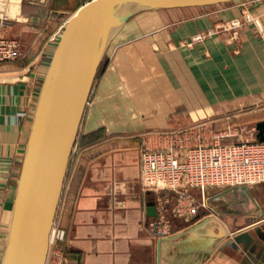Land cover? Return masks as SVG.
I'll return each instance as SVG.
<instances>
[{
  "label": "crops",
  "instance_id": "1",
  "mask_svg": "<svg viewBox=\"0 0 264 264\" xmlns=\"http://www.w3.org/2000/svg\"><path fill=\"white\" fill-rule=\"evenodd\" d=\"M86 1L60 10L63 0H0V36L18 42V56L0 61V264L39 93L63 28ZM247 8L260 14L261 32L217 27ZM158 10L166 14L150 28L145 20L115 34L96 74L54 220L63 264H264V182L191 188L205 207L157 238L147 206L157 208L158 194L140 177L141 144L157 132L264 104V0Z\"/></svg>",
  "mask_w": 264,
  "mask_h": 264
},
{
  "label": "water",
  "instance_id": "2",
  "mask_svg": "<svg viewBox=\"0 0 264 264\" xmlns=\"http://www.w3.org/2000/svg\"><path fill=\"white\" fill-rule=\"evenodd\" d=\"M233 0H88L63 28L45 75L21 163L2 264H45L69 159L115 27L136 11ZM264 139V119L256 122ZM156 215L155 201L147 206ZM247 234L230 242L237 246Z\"/></svg>",
  "mask_w": 264,
  "mask_h": 264
},
{
  "label": "built area",
  "instance_id": "3",
  "mask_svg": "<svg viewBox=\"0 0 264 264\" xmlns=\"http://www.w3.org/2000/svg\"><path fill=\"white\" fill-rule=\"evenodd\" d=\"M243 24H252L257 32L263 29L260 14L249 8L217 27L235 30ZM210 33L207 31L195 38L201 39ZM17 56V40L0 36V61ZM207 123L201 121L188 127L159 131L158 139L155 138L157 136L151 137L141 144L142 185L158 194L156 216L151 223L152 233L157 238L173 232L174 218L188 220L205 207L204 198L197 200L189 191L191 188H198L204 193L207 188L264 182V139L257 138L256 125L228 124L220 130ZM167 191L173 192L171 208L168 207ZM63 237L64 230L54 232L52 227L50 242ZM54 257V264H63V248L55 251ZM47 261L45 264H48Z\"/></svg>",
  "mask_w": 264,
  "mask_h": 264
},
{
  "label": "rangeland",
  "instance_id": "4",
  "mask_svg": "<svg viewBox=\"0 0 264 264\" xmlns=\"http://www.w3.org/2000/svg\"><path fill=\"white\" fill-rule=\"evenodd\" d=\"M79 1H83V0H63L62 3H63L64 7H63V9H60V10H64V9L71 10L74 2L79 3ZM165 12L166 11H161V10L160 11L159 10L158 11H153V10L136 11L133 14H131L130 16H128L123 21L122 24L115 27L113 34H112V36H114L113 41H112V43L109 44V46L106 49V52L104 53V55L102 57L101 63L99 65V68L97 71V75H99L100 70L105 63L107 56L110 54V52L113 48V44H115V39L117 38L115 36V34L121 28H124V27L130 28L134 24H136V22H143L145 20H146V22H149L147 24H150V26L146 27V28H150L153 25V23L159 21L160 18L164 17V15L166 14ZM155 26L156 25H154L153 27H155ZM128 37H131V36L130 35H123L121 38L126 39ZM93 87H94V83H93ZM93 87H92V90L90 93V98L92 96V92L94 91ZM90 98H89V101H90ZM213 114H214L213 118L207 119V117L205 116L206 119L204 121L208 122L207 124H211L216 129L223 130L228 124H236V123H244L248 127H251V126L255 125L258 120H261V118L264 119V104L263 103H257V104H252V105L241 104L240 107H237L235 109H228V110H227V108H224V109L218 108V110L214 111ZM53 227H54V232H56L57 229H62L57 225V223H54ZM64 238H65V236L60 240H52L50 242L49 251H48L49 253L47 255V259H48L47 263L48 264H54L55 263V259H56V257H54L55 251H57L59 248H63L62 243H63Z\"/></svg>",
  "mask_w": 264,
  "mask_h": 264
},
{
  "label": "bare ground",
  "instance_id": "5",
  "mask_svg": "<svg viewBox=\"0 0 264 264\" xmlns=\"http://www.w3.org/2000/svg\"><path fill=\"white\" fill-rule=\"evenodd\" d=\"M7 240V239H6ZM4 256V255H3ZM4 258V257H3ZM3 262V261H2Z\"/></svg>",
  "mask_w": 264,
  "mask_h": 264
}]
</instances>
